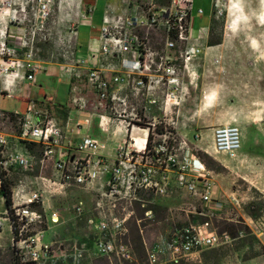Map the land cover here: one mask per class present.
I'll list each match as a JSON object with an SVG mask.
<instances>
[{"label": "built area", "instance_id": "built-area-1", "mask_svg": "<svg viewBox=\"0 0 264 264\" xmlns=\"http://www.w3.org/2000/svg\"><path fill=\"white\" fill-rule=\"evenodd\" d=\"M166 1L156 5L154 0H132L121 12L106 3L98 35L96 67L89 68L86 61L76 58V66L59 67L62 77L66 74L77 81L84 78L93 95L84 121L86 132L77 145L73 146L50 110L38 107L35 101H26V111L21 116L16 112H0L1 124L14 125L17 129L15 136L0 131V202L4 206L0 212V231L8 228L13 235L12 247L25 264H42L50 257L51 245L43 239L45 230L38 229L42 226L50 229L60 220L56 211L46 207L48 201L43 188L65 191L72 187L94 193L93 216L88 224L96 232L94 249L98 258L106 260L104 264L134 261L133 248L123 239L128 235L134 207L145 209L141 196L175 199L187 195L203 204L213 201L216 188L212 174L195 154L188 152L185 143L180 144L179 154L160 155L155 147L148 148L149 133L152 136L158 135V131L161 135L177 131L170 122L179 116L178 108L185 101L187 88L183 76L191 84V62L203 54L188 38L193 0ZM214 2L217 1L212 0L215 9ZM37 6L38 18L43 22L47 19L49 0H39ZM93 11L90 7L82 18L90 20ZM202 13L198 11L199 15ZM219 16L221 11L214 13L215 18ZM6 54L9 57L0 65V79H3L0 94L14 99V90L18 91L14 81L32 83L36 72L44 69L35 64L31 51L23 53L22 59L11 58L14 50H7ZM74 102H80L79 110H87L83 98ZM93 118L98 119L100 127L109 123L128 128L129 139L116 147L113 161L101 153V143L89 135ZM157 125L162 127L158 130ZM136 128L147 131L141 147L131 138ZM80 130L78 125L72 133L79 136ZM27 144L41 148L40 164L50 166V178H39L43 188L29 189L28 193L25 187L18 186L6 207L2 183L17 171H32L35 164L34 157L26 150ZM211 148L216 154L236 159L241 149L239 129L231 125L214 128ZM59 149L66 150V155L57 157ZM204 152L209 155L206 149ZM73 210L76 216H81L84 206L77 203ZM151 221L149 210L144 212L143 219L135 220L148 264H179L198 256L203 249L216 248L229 240L226 234L218 235L204 222L175 231L168 239L148 242L142 233Z\"/></svg>", "mask_w": 264, "mask_h": 264}, {"label": "rangeland", "instance_id": "rangeland-1", "mask_svg": "<svg viewBox=\"0 0 264 264\" xmlns=\"http://www.w3.org/2000/svg\"><path fill=\"white\" fill-rule=\"evenodd\" d=\"M38 1L0 0V65L9 57L7 50H14L11 55L13 59H22L23 53L31 51L35 64L44 66L45 70L37 71L32 83L25 82L21 86V93H17L14 99L0 94V112H16L21 116L26 111L27 100L39 102L50 97L70 110L69 127L74 129L78 117L83 118L74 110L79 109L80 105L74 99L83 98L87 102L88 112L93 95L84 78L77 81L65 74L63 78L70 81L71 88L66 80L61 81L59 67L76 66L75 46L76 59L88 61L87 67H96L98 35L106 3L113 4L121 12L132 0H83V14L87 5L94 8L90 20L83 19L84 15L80 14L82 0H49L47 19L43 22L38 18ZM215 1L216 8H212L213 15L204 44L194 41L200 37L203 40L205 36L200 30L208 25L212 0H193L188 20V38L203 54L191 62V86L186 75L183 76L187 88L185 101L178 108L179 116L170 123L179 127L190 125L192 129L152 135L148 147H155L160 155L169 152L179 154L180 144L185 143L188 152L195 154L212 174L216 188L213 201L203 204L187 195L175 199L141 196L145 209L138 205L134 207L128 235L123 239L132 246L134 261L122 264H148L135 222L144 218L146 210L151 211L152 221L144 229L143 226L141 228L142 236L148 242L168 239L175 231L204 222H208L218 235L226 234L229 237L225 244L203 249L198 256L179 264H264V168H244L241 169L242 174L239 173L231 166L242 158L238 155L233 159L212 152V133L209 131L222 125L236 126L242 139L246 129L264 128V73L263 78L253 80L248 72L254 67L264 70V0ZM154 2L156 5L167 3L166 0ZM199 9L203 14L197 13ZM218 11H221V16L215 18L214 13ZM208 40L220 44L208 47ZM223 67H228L232 72L233 67H242L246 72H241L238 78V72L227 73ZM2 81L0 79V89ZM97 123V119L92 120L93 128ZM202 125L206 128H197ZM157 127L159 130L162 125ZM0 131L11 136L17 134L14 125H2L1 122ZM196 134L199 139L195 138ZM257 138L264 139V135ZM26 150L34 157L35 164L32 171H17L9 181H5L10 195L18 186L25 187L26 193L29 189H42L39 178H50V166L40 164L41 148L36 144H27ZM243 151L241 140L240 152ZM255 151L262 153L264 147ZM57 152V157L66 155L62 149ZM254 159L264 160V155ZM43 189L48 201L46 207L56 211L60 220L50 229L47 226L38 229L45 230L44 242L51 245L50 257L42 264H104L106 260L98 258L95 253L96 232L88 224V219L93 216L94 193L72 187L65 191ZM77 203L84 206L81 216H76L73 210ZM3 209L0 202V212ZM231 225L239 229L234 238L227 231ZM12 238L7 227L0 231V264H13L14 260L25 264L12 247Z\"/></svg>", "mask_w": 264, "mask_h": 264}, {"label": "crops", "instance_id": "crops-1", "mask_svg": "<svg viewBox=\"0 0 264 264\" xmlns=\"http://www.w3.org/2000/svg\"><path fill=\"white\" fill-rule=\"evenodd\" d=\"M84 7H85L84 2L82 0L81 8H80V14H83ZM89 8H90V6L87 5L86 13H87ZM199 10H201V9H199ZM198 11H197V13H198ZM86 13H84L83 15H85ZM211 19H212V2H211V7H210V15H209L208 25L200 30V32L205 34V36L203 37V40L201 39V37L200 38L198 37L199 40L195 39V41H194L195 43L200 42V43L204 44L206 42L207 34H208L210 23H211L210 22ZM77 28H78V25H77ZM76 54L77 53H76V46H75V58H76ZM96 54H97V52H96ZM81 60H83V59H81ZM84 61H86V60H84ZM86 62H88V61H86ZM41 67L44 69V66H41ZM52 67H55V66H52ZM93 68H95V67H93ZM190 68H191V70H193V67H190ZM233 68H235L234 71L238 72V74H237L238 78H240L239 74L241 72H246L243 70L242 67H233ZM223 69H226L224 72H227V73L232 72V70L228 69V67H223ZM234 71L232 73L236 74ZM43 72H45V70ZM248 72L250 73V77L253 80L263 78L264 70L262 67H254L253 70L250 68ZM60 78H61V76H60ZM65 80L67 81V84L70 87V83H69L70 81H68L67 79H64L62 77L61 81H65ZM188 81H190V79H188ZM25 82H27V81H22L20 79H16L14 81L16 89L18 88V91L14 90L15 94L21 93V86ZM192 84H193V79L191 80V84L188 83V85L191 86ZM70 88H69V91H70ZM71 91H72V89H71ZM207 98L209 100V96H207ZM210 102H212V101H210ZM36 104L40 108L46 107L47 109H49L51 114L53 115L55 121L57 122V124L63 129V131L65 132L67 137L71 139L73 146L77 145V143L79 142V138L82 135H84L86 132V127L84 125V121H85V119L88 118L87 111L84 112V111H81L79 109H74L77 114L83 115V118L81 116L78 117L79 118L78 122L76 125H74V127H76L78 125L81 127L80 135L75 136L72 133L73 129L69 127V123H70L69 111L70 110L68 111V109L63 108L62 106H60L59 104H57L55 102L54 98H50V97H46V98L40 100L39 102H36ZM93 119H96V118H93ZM93 119L90 120L89 135L94 140L101 143V145H102L101 153L105 157H107V159H109L110 161H113L116 147L118 145H120L123 141H125L129 137L128 128H126L123 124L118 125V124H109V123H106L102 127H100L99 123H97L95 128H93V126H92V120ZM175 128L177 130L176 133L178 131H181V130H186V129L191 130L192 129V127L190 125H187V127L184 125L179 127L177 125V126H175ZM197 128L204 129V128H206V126L202 125L201 127H197ZM213 129H211L209 131H211V133H212ZM137 132L140 135L141 132L140 131H137ZM142 132L147 136L146 130H144ZM263 135H264V128L250 127L248 129H246L245 131H243L241 140H242V148H244L245 151H243V153H241L239 151V157L242 159L236 161V164L231 166V167L238 169L239 173H241V174H242L241 169H244V168H255V167L264 168V160H255L254 159L255 157H259V156L264 155V151L262 153L255 151L256 148H263L264 147V139L257 138V136H263ZM59 150H61V149H59ZM63 151L66 152V150H63ZM202 151H204V149ZM57 154H58V152H57ZM257 174H259V173H257ZM262 174H263V172L260 173V175H262ZM161 264H165V263L162 262Z\"/></svg>", "mask_w": 264, "mask_h": 264}, {"label": "trees", "instance_id": "trees-1", "mask_svg": "<svg viewBox=\"0 0 264 264\" xmlns=\"http://www.w3.org/2000/svg\"><path fill=\"white\" fill-rule=\"evenodd\" d=\"M220 42H212L211 40H208L207 41V46L208 47H212V46H216V45H219ZM158 134H162L160 131H158ZM151 133L148 134V145L150 144V141H151ZM7 182V181H6ZM1 193L3 194V196L5 197V206L6 207H9L10 205V190H9V187L8 185H6L5 182L2 183V188H1ZM227 231L229 232L230 236L231 237H235L238 232H239V229L236 228L235 226L231 225ZM13 264H19V262L16 260L13 261Z\"/></svg>", "mask_w": 264, "mask_h": 264}, {"label": "bare ground", "instance_id": "bare-ground-1", "mask_svg": "<svg viewBox=\"0 0 264 264\" xmlns=\"http://www.w3.org/2000/svg\"><path fill=\"white\" fill-rule=\"evenodd\" d=\"M144 130L145 129H143V128H136V129H134L132 131V134H131V138L137 140V145L139 147H141L144 144V141H145V138H146V135L142 132ZM137 131L141 132L140 135L138 134Z\"/></svg>", "mask_w": 264, "mask_h": 264}]
</instances>
